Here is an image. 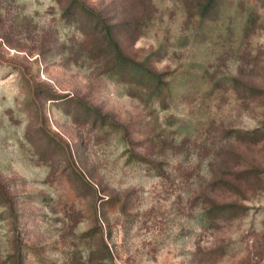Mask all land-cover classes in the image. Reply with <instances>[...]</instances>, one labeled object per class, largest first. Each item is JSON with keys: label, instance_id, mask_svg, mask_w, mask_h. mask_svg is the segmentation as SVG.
I'll list each match as a JSON object with an SVG mask.
<instances>
[{"label": "rangeland", "instance_id": "1", "mask_svg": "<svg viewBox=\"0 0 264 264\" xmlns=\"http://www.w3.org/2000/svg\"><path fill=\"white\" fill-rule=\"evenodd\" d=\"M84 1L170 88L104 73L66 0H0V264H264V0Z\"/></svg>", "mask_w": 264, "mask_h": 264}, {"label": "trees", "instance_id": "2", "mask_svg": "<svg viewBox=\"0 0 264 264\" xmlns=\"http://www.w3.org/2000/svg\"><path fill=\"white\" fill-rule=\"evenodd\" d=\"M222 4L223 0H205L195 7V14L202 23L215 19L219 17L223 11ZM63 14L67 19L75 22H78L79 18L82 16L91 22L81 25L83 32L87 33L89 30H94L105 44L97 45L92 48L91 52L94 54L87 56L92 57L95 54L99 55L102 50V58L105 61L101 69L104 73L125 81L130 85V88H137L136 91L133 92L138 96L146 94L148 96L158 97L161 96L163 91L169 90L170 81L166 79L164 72L156 70L146 59L137 60L125 53L115 36L114 29L116 24L107 22L98 10L88 5L84 0H66V4L63 7ZM134 27L142 30L144 27L143 21L136 20ZM54 96H50L49 98H57ZM91 115L101 117L100 121L102 124L107 123L111 126L119 125L112 121L109 115L101 114L96 107H93ZM248 133L251 139L258 141L264 137V126L262 128L258 127ZM102 201L108 202L109 198L103 197ZM239 208L240 206L234 202L221 205L218 204L216 207L208 209L210 211H208L207 214L208 217L211 216V212H216L218 216L220 214H224L223 216H225L227 213L229 217L236 216L240 212ZM85 236H87V234H85Z\"/></svg>", "mask_w": 264, "mask_h": 264}]
</instances>
